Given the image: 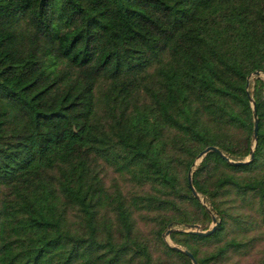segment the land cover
I'll return each mask as SVG.
<instances>
[{
	"label": "trees",
	"instance_id": "obj_1",
	"mask_svg": "<svg viewBox=\"0 0 264 264\" xmlns=\"http://www.w3.org/2000/svg\"><path fill=\"white\" fill-rule=\"evenodd\" d=\"M174 246L264 264V0H0V264Z\"/></svg>",
	"mask_w": 264,
	"mask_h": 264
},
{
	"label": "water",
	"instance_id": "obj_2",
	"mask_svg": "<svg viewBox=\"0 0 264 264\" xmlns=\"http://www.w3.org/2000/svg\"><path fill=\"white\" fill-rule=\"evenodd\" d=\"M254 72L258 73L259 71L256 70ZM252 103L254 105L253 101H252ZM257 122H258V118H257L256 109L253 107V131H252V138L253 139H256V136H257ZM210 149L217 151L218 153H220L222 156L225 157V155L223 153H221V151L214 145L206 146L204 149H202L198 153L197 157H200L202 154H204L207 150H210ZM252 154H253V149L250 150L249 158L252 157ZM244 161H246V160H242V161L241 160H236V161H232V162H244ZM187 180H188V185H189L190 189L192 190L193 195L195 197L199 198V194L197 193V191L193 187V184H192V181H191V173L190 172H188ZM201 200H203V199H201ZM211 218H212V225L209 228H207L205 230H202V229H200L198 224H194L193 228H191L190 231L194 232V233H198V234H203V235L211 233L214 230V228L216 227L217 223H218V220L216 219V216H215V214L213 212L211 213ZM169 231H170V228H168L166 230L165 234H167ZM174 247L177 248V249H181L178 246H174ZM181 250L190 257V259L192 260L193 264H199L197 262V260L195 259V257L193 256V254L188 249H181Z\"/></svg>",
	"mask_w": 264,
	"mask_h": 264
},
{
	"label": "rangeland",
	"instance_id": "obj_3",
	"mask_svg": "<svg viewBox=\"0 0 264 264\" xmlns=\"http://www.w3.org/2000/svg\"><path fill=\"white\" fill-rule=\"evenodd\" d=\"M211 225H212V223H211ZM200 227V226H199Z\"/></svg>",
	"mask_w": 264,
	"mask_h": 264
}]
</instances>
